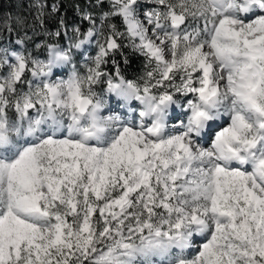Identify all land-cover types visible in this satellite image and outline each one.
<instances>
[{
	"label": "snow or ice",
	"instance_id": "6c2138e0",
	"mask_svg": "<svg viewBox=\"0 0 264 264\" xmlns=\"http://www.w3.org/2000/svg\"><path fill=\"white\" fill-rule=\"evenodd\" d=\"M108 4L0 48V264H264V0Z\"/></svg>",
	"mask_w": 264,
	"mask_h": 264
},
{
	"label": "trees",
	"instance_id": "16d2710c",
	"mask_svg": "<svg viewBox=\"0 0 264 264\" xmlns=\"http://www.w3.org/2000/svg\"><path fill=\"white\" fill-rule=\"evenodd\" d=\"M40 5H43V16H39ZM53 8L56 10L53 11ZM109 10L108 0H104L103 4H98L97 0H0V44L18 49L17 40H23L22 50L27 49L44 59L45 45L51 42L68 47L74 40L75 29L85 33L92 27L84 19L86 14L92 15L97 21L96 26L100 27L101 17ZM112 22L123 30L119 18ZM9 28L12 30L9 31ZM56 32L60 35H54ZM122 51L124 55H117L116 59L125 77L131 80L142 77L146 71L144 57L130 47ZM125 58L127 63H124Z\"/></svg>",
	"mask_w": 264,
	"mask_h": 264
},
{
	"label": "rangeland",
	"instance_id": "374dc122",
	"mask_svg": "<svg viewBox=\"0 0 264 264\" xmlns=\"http://www.w3.org/2000/svg\"><path fill=\"white\" fill-rule=\"evenodd\" d=\"M141 3L145 7H149L150 6V5H147V0H141ZM96 27L99 28V26H96ZM87 47H88V52H86L85 55H94L95 52H96V41L93 40V42ZM0 48H7V47H5L4 45L0 44ZM9 50H19V49L11 48ZM107 99L109 100V108L110 109H114L115 112L118 113V114H122V115L123 114H127V112H128L127 108L121 107L120 103L114 97H107Z\"/></svg>",
	"mask_w": 264,
	"mask_h": 264
}]
</instances>
